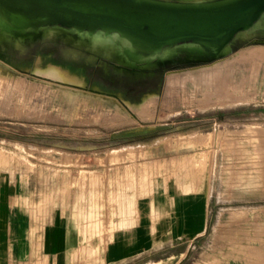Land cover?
<instances>
[{
    "label": "rangeland",
    "instance_id": "obj_1",
    "mask_svg": "<svg viewBox=\"0 0 264 264\" xmlns=\"http://www.w3.org/2000/svg\"><path fill=\"white\" fill-rule=\"evenodd\" d=\"M16 30L0 27V147L8 167L39 174L40 198L86 189L93 220L109 213L114 171L116 228L149 178L141 162L198 152L208 229L179 264H264V38L218 56L182 41L147 59L69 28Z\"/></svg>",
    "mask_w": 264,
    "mask_h": 264
},
{
    "label": "crops",
    "instance_id": "obj_2",
    "mask_svg": "<svg viewBox=\"0 0 264 264\" xmlns=\"http://www.w3.org/2000/svg\"><path fill=\"white\" fill-rule=\"evenodd\" d=\"M1 149L0 264H179L208 229L210 195L189 159L198 152L141 162L151 166L149 178L132 199L129 220L114 228V171L109 213L100 208L88 220L94 211L86 208V189L56 197L46 187L40 198L39 174L8 167Z\"/></svg>",
    "mask_w": 264,
    "mask_h": 264
},
{
    "label": "water",
    "instance_id": "obj_3",
    "mask_svg": "<svg viewBox=\"0 0 264 264\" xmlns=\"http://www.w3.org/2000/svg\"><path fill=\"white\" fill-rule=\"evenodd\" d=\"M3 1L9 8L30 16L54 18L59 23L64 20L72 25L117 23L155 39L192 34L224 36L256 8L264 6V0H236L214 8L184 10L155 7L132 0Z\"/></svg>",
    "mask_w": 264,
    "mask_h": 264
},
{
    "label": "bare ground",
    "instance_id": "obj_4",
    "mask_svg": "<svg viewBox=\"0 0 264 264\" xmlns=\"http://www.w3.org/2000/svg\"><path fill=\"white\" fill-rule=\"evenodd\" d=\"M132 1L144 3L155 7L184 10V9L214 8L217 6L227 5L232 1H236V0H132ZM57 21L58 20L54 18L30 16L25 12H21L19 10H13L9 8L6 2L0 0L1 28L17 29L20 32H23L27 30L36 31L39 28L43 27L44 28L43 32L45 36L52 35V33L55 31L56 28H60V29L69 28L81 34H88L91 37V41H90L91 46L94 48L101 49L102 51H104V53H110L114 51L121 53L125 52L128 56H133L137 58L148 59L150 57H155L158 54V52L163 51V53H167L170 50L169 45L176 44L180 41H187V45L196 51L198 50L201 52H205L210 56H218L229 48L230 41L232 42V44H237L243 40L259 41L264 38V6H260L256 8L245 20L232 26L226 32V34H224V36L192 34V35H178L172 37H165L161 39H155L145 35H140L128 29L127 27L119 25L117 23L92 22L87 25L86 24L72 25L70 24V22H66L64 20H62V23H59ZM85 25L87 27H85ZM231 35L232 38L229 40ZM51 68L53 69V67ZM52 69L51 71H53ZM117 197L119 199V196ZM133 203L132 201L131 202L129 201V203L125 208L126 213H128L124 215L125 223L126 221L129 220V218H127L128 215H130L134 210ZM126 227H128V225ZM256 248L257 247L250 246L249 248L251 249L249 252L250 255L256 254L254 255L256 257L259 254V252L262 251V250L259 251V249ZM257 251L258 254L256 253ZM262 255L264 256V252H262ZM262 255L259 254L261 259L263 257ZM257 264H263V263L259 262Z\"/></svg>",
    "mask_w": 264,
    "mask_h": 264
}]
</instances>
